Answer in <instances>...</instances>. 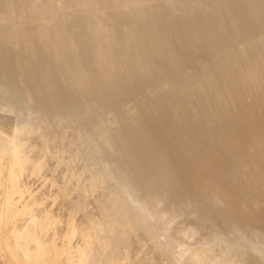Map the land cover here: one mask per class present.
<instances>
[{
    "label": "bare ground",
    "instance_id": "1",
    "mask_svg": "<svg viewBox=\"0 0 264 264\" xmlns=\"http://www.w3.org/2000/svg\"><path fill=\"white\" fill-rule=\"evenodd\" d=\"M178 2L0 0V111L17 122L0 134V220L29 217L12 244L0 239L13 264L129 262L139 230L163 264H264V0ZM208 65L215 74L202 75ZM31 135L45 155L32 176L54 159L70 170L73 211L102 197L101 220L87 212L63 248L43 238L51 213L20 200ZM185 216L214 233L185 248L199 235L175 228Z\"/></svg>",
    "mask_w": 264,
    "mask_h": 264
},
{
    "label": "rangeland",
    "instance_id": "2",
    "mask_svg": "<svg viewBox=\"0 0 264 264\" xmlns=\"http://www.w3.org/2000/svg\"><path fill=\"white\" fill-rule=\"evenodd\" d=\"M165 3L169 6H172L175 10H177L180 7V3L178 0H164ZM189 2H193L195 4L203 3L206 1V3L210 6L214 5L213 0H187ZM4 15L3 10L0 8V17ZM49 25L53 23V20H47L46 21ZM210 67L205 66V68H200L201 74L205 76L213 75L215 72L211 68V65H208ZM196 69V67H193ZM192 68V69H193ZM195 69L193 71H195ZM206 70V71H205ZM211 70V71H210ZM197 71V70H196ZM199 71V70H198ZM204 71V72H203ZM209 72V73H208ZM159 91V90H158ZM158 94L159 92L156 91ZM185 94V93H184ZM182 93V98L181 101L183 103H190L191 99L189 100L190 97H188L187 94H185V98L183 97ZM188 98V99H187ZM132 107L131 105L127 104V107ZM2 113V114H1ZM6 112H1L0 111V134L3 135L6 138H12L14 136L16 127H17V122L15 120V115L11 113H6ZM11 114V115H10ZM10 116V117H9ZM6 117V118H5ZM37 117V116H36ZM34 115L28 116L25 119L26 125H32L37 122V118ZM11 119V120H8ZM14 119V120H13ZM27 121V122H26ZM4 122H8V127ZM34 122V123H32ZM211 122V123H210ZM15 125H14V124ZM28 123V124H27ZM209 123V125H208ZM213 120L211 121H206L205 124H202L203 129L207 127L209 129L213 125ZM201 127V128H202ZM202 129V130H203ZM206 130V129H205ZM13 134V135H12ZM31 138L27 140L24 139V141H28L31 143V145L38 147L36 151H30L26 155L32 159V162L27 161V164L25 166V171L26 174H24L21 179V185L23 188L26 189L27 193L20 199V196L15 195L14 198L16 201H22L23 204L29 205V207L35 211L36 215L39 217H42L46 212L51 213L53 218L49 221H47V231L45 232L43 238L45 241H50L53 237L56 238V242L59 245L60 248L65 247V245L68 243L67 238L65 236L72 232V230H79L80 232L88 225L87 221V212L90 216H92L96 220H101V216L103 215L104 209L99 206V202L102 201V197L99 194H95L94 197L86 200L88 206L85 208L86 211H73L74 208V202H76L78 199L77 193H75L73 190V186L69 185L66 187V194L64 195V184L66 183L67 176L70 174V170L66 168V165H59L57 166V162L54 159H49L46 160L45 167L43 171L41 172L40 175L38 176H32L31 170H32V164L39 162V161H44L45 155L41 152V143L40 140L34 135L29 136ZM33 137V138H32ZM7 144L4 142L0 143V148L2 150L7 148ZM7 161L10 162L11 160L8 159ZM58 169H57V168ZM77 168V169H75ZM84 168L83 165H77L76 167H73L72 169L74 173H79L82 171ZM57 169V170H56ZM56 170V171H55ZM72 171V170H71ZM8 179L7 173H4L1 176V180L3 183H6ZM233 187V186H231ZM4 193L3 190H0V213L4 209V199L3 195ZM30 197V198H29ZM20 199V200H19ZM96 200L99 202L97 203ZM26 201H28L26 203ZM96 202V203H95ZM262 207L260 208V210ZM77 213V214H76ZM73 219V221H72ZM29 217H18L14 222H3L0 220V239L1 238H10L9 242L12 244L14 238V232L15 231H22V229L29 223ZM71 221L74 223L73 225L70 224ZM5 224V225H4ZM175 228L177 229H193L199 233L198 237L196 239L188 240L185 243V248L187 245V248H193L196 243L200 239L207 238L210 236L212 233H214L213 229L210 227L209 224H206L202 221H199L193 217H181L179 222L175 224ZM256 229L262 230L263 225H257ZM14 230V231H13ZM218 233L223 232L224 227L221 223H219L218 227ZM236 233V234H235ZM232 234V238H234L236 241H241L240 234L238 232H235ZM56 234V235H55ZM239 234V235H238ZM237 235V236H236ZM75 236V238H74ZM73 238H71L70 242L72 245V257L75 258V260L78 259V257L81 254V250L84 247L83 241H81L80 236L74 235ZM72 237V236H71ZM249 240V239H248ZM251 241V240H249ZM73 242V243H72ZM141 242V243H140ZM255 243V242H254ZM252 244V243H251ZM143 246V247H142ZM9 247V246H8ZM142 249V250H141ZM184 249V248H183ZM1 249L0 248V264H13V260L11 257H9L8 250ZM189 249H184L183 251H186ZM8 254V255H7ZM137 254V255H136ZM154 251H153V246L151 242L149 241V238H147L146 234L144 233L143 230L138 231V239L137 238H131L130 241V253H129V262H123L121 264H163V260L161 259L160 256H153ZM218 257H220L218 255ZM136 259V260H135ZM11 260V261H10ZM142 260V261H141ZM149 260V261H148ZM61 264H64L63 261H61Z\"/></svg>",
    "mask_w": 264,
    "mask_h": 264
}]
</instances>
